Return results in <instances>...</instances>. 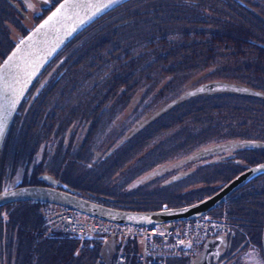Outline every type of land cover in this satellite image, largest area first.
Instances as JSON below:
<instances>
[{
    "label": "rangeland",
    "instance_id": "rangeland-1",
    "mask_svg": "<svg viewBox=\"0 0 264 264\" xmlns=\"http://www.w3.org/2000/svg\"><path fill=\"white\" fill-rule=\"evenodd\" d=\"M43 1L33 0V3L24 8L22 12L20 8L9 7L12 6L11 3L0 0V32L2 28L7 26V29L10 30L9 35L14 36L15 33L12 31L10 25L4 24H8L7 21L12 24L19 23L20 26L23 25L27 28L20 36L21 39L60 0ZM210 1L214 6H218L215 2L218 0ZM221 1L225 3L227 0ZM233 1L239 4L238 9L240 12L238 14H241V16H237L239 20L241 18L243 21L239 24L236 22L238 19L231 18L230 23L239 26V32H242L240 29L243 28L257 29L261 30V33H264V0ZM6 2L9 6L5 5ZM189 2L190 0H168V2L164 1L157 5H151L153 8L152 11H149L148 7L140 8L136 11L129 12V14L122 18L118 17V13L115 12L110 15L108 25L103 23V27H93L88 32L84 30L76 36L54 58L49 66L50 68L55 60L57 62L64 55L67 57L69 55L66 62L67 87L63 95L60 94L57 96V99L60 100L59 102L62 101V107L73 106L75 104L77 106L81 101L85 103L89 96L98 95L105 97L110 90L109 88L115 85L113 90H115L116 99L120 101L125 99L128 102V106L123 108L121 110L123 112L120 111L121 113L119 112V115H123L124 112L126 115V112L130 110L128 126L134 127L144 119H148L152 113H158L170 101L178 98L184 92L208 81H222L252 87L251 89L258 91V94L250 95L249 97H260H255L254 100H250L234 95H231L232 97L227 94L219 95L223 98L218 100L212 98L206 104L204 116L202 117L205 121L195 124L191 118L184 117V115L177 116V120L175 119L172 125L164 128L161 132L153 135L148 134L138 142L128 140L123 146L116 147L115 153L112 151L113 143L105 154L103 152L104 149L98 147H102L112 140V136L109 135V129L112 127L117 128L118 126L111 125L120 118L116 116L112 120V118L99 119L98 117H89L90 119L88 120L90 121L83 119L84 125L81 131L77 130V134H80L76 137L77 145L81 148L82 155L86 156L88 149L91 153H94V150H98L99 155H105V159L102 162H97V157L92 158V160L90 158L87 159L90 163L97 164L96 168H91L94 170L82 167V171H78L72 167V170L65 172L64 178L57 176L63 183L69 185L66 186L67 188H79L81 197L86 199L97 197L100 201H107L110 196L116 198L120 193L121 195H125L131 189V186L136 185V183H142L140 190L144 188L148 194H151V192H153L151 195L155 192L159 194L155 196L150 195L147 199L146 195L142 194V197H137L136 200L146 201L149 198L159 200L158 197H164L166 201L161 207L166 206V208H172L187 202H196L210 196L225 186L228 181L220 183L224 180L220 176L221 170L213 169L212 166L220 165L221 163L243 165L252 163L251 161L255 156L264 158V71H261L264 69V62H260L261 68L259 69L263 82L261 86L254 85L252 79L248 78L254 72L250 73L243 66H238L239 63L237 61H229L227 57L223 56L224 53L218 52L216 44L211 45V43H206L204 47L210 53V56H208V52L204 48L199 46H193L186 50L178 49L170 61L172 65H176V69L179 68L178 72L176 69L172 71L173 69L164 68L166 66L160 64H156V67H152L147 71L137 70V72H140L138 74L143 76V78H136L138 80L137 84H133L131 79L137 72L131 73L124 66L125 64L121 65L128 55L136 51H139V55L143 53L146 56L154 51L159 43L162 45L163 42H175L180 38L181 42L184 39H190L189 35L183 36L182 34L181 37L176 38V33H179L180 28H182V22L176 19H166V17L171 15V9L180 11L178 8L171 7L172 4L184 7V4L187 5ZM258 3L260 6L257 5ZM224 7V5L223 7L220 6L219 11H222ZM42 8L44 11H41ZM201 9H205V13L209 12L208 7ZM217 15L219 16L218 19L229 21V18L226 16ZM255 15L259 22L253 21V16ZM248 17L251 18L249 19ZM202 18V14L198 15V19L195 20L194 18V20H190L188 26L194 27L203 24L204 21ZM158 25L168 26L165 29L168 34L164 36L159 35L158 31H160V26ZM156 28L157 34H153L150 37L154 45L146 46L148 38L145 33L148 30L154 31ZM103 36L106 38H102ZM258 37V35H255L250 40L244 37L241 42L247 41V44L242 49L250 57L264 61V41H262L264 38ZM256 40L260 42H256ZM0 41H4V46L7 43L1 33ZM125 50H128V55H126ZM77 52L88 54L87 56L89 58L91 56L93 57L91 60H88L86 59L87 56L82 55V58L79 59L76 58V55H79ZM105 53L107 56L104 55ZM61 54L62 56H60ZM145 56L142 58L136 56L135 63L137 66L141 63L146 64L147 59ZM242 57L245 58L246 56ZM252 58L248 59V65L254 63L255 60H252ZM81 64L84 68L79 67ZM88 72L90 74H87ZM116 77L120 79L118 85L112 84V78ZM103 80H106L107 83H102ZM38 82L33 85L32 89H36ZM142 87H145L147 90L144 94L141 90ZM128 88L129 98L127 97ZM141 93L144 95V100L141 99ZM167 93L176 94V97L164 102L162 100H165L164 96ZM217 93L222 92H204L200 94L211 95ZM113 97L114 95L111 97V100L114 99ZM149 98H152L153 101H149ZM138 100H141V102L138 103ZM181 100L177 99L176 102ZM53 108L54 105L52 104L51 109ZM78 113L76 112V115ZM90 114L88 113V115ZM131 116H135L139 120L134 121ZM168 119L169 117L165 118L166 121ZM38 125L39 123H35L31 127V130L23 132L24 134L20 133L19 130H15V127L12 137L15 136V139L21 142V138L25 137L22 135H29L30 131L35 136ZM120 125H123V122ZM87 128L90 129L87 130ZM129 131L127 130L126 135H128ZM126 135L123 134L122 137ZM188 138L191 141L188 144H183L188 141ZM119 140L117 139L116 141ZM9 148H11V141L9 142ZM189 149L190 151L186 153L187 151L185 150ZM205 152L208 154L199 156ZM219 153L224 154L219 157ZM96 154L95 152V156ZM209 155L211 157L208 159L200 160ZM6 158H9V153L6 154ZM83 158L85 159L86 157ZM19 160H21L20 164L16 168L14 167L13 170H8V164L4 165L1 178H5L7 181L3 185V190L16 185H26L19 180L21 179L19 170L22 167V157L14 159L13 166L15 162L17 165ZM259 163H264V161H259ZM82 164L86 167V162L82 161ZM241 167H238V170H235L233 175L236 176L242 173L240 171ZM26 169L27 167L24 168V172H26ZM171 169L173 173H170ZM25 174L26 176H30L29 171ZM76 175H79L81 179L76 181ZM120 175L123 177L117 180V182H114V177L117 179ZM158 177H161L159 178L160 180ZM180 179L185 180L178 183ZM28 180H30V177ZM76 182H79L78 184H81V186ZM11 183L12 185L9 186ZM125 183L126 185L124 186L123 184ZM169 184L171 185L168 186ZM116 185L118 186L117 188H115ZM246 189L248 190L246 191ZM251 189L249 185L240 186L229 195L234 194L232 197L237 198H234V200L236 201L235 203H239L240 207L250 208L254 204L253 198H263L261 193L253 192ZM208 191L212 192L208 194ZM235 203L229 201L223 205L224 208L222 209L234 208L237 206ZM153 206H155L153 203L140 204L139 209L143 208L146 210L132 211H147ZM39 207L23 202H10L0 206L3 210L1 212L0 224V264H114V256L117 252L116 249L112 250L111 240L101 247L95 246L97 243L90 247V244L82 243L83 245H81L76 241H70L72 245H67L69 241L63 237L45 238L47 236L49 237V235L45 233V230H39L40 228L35 224L37 211L40 214ZM260 208L264 210V206H260ZM211 215L221 217L223 212L216 210ZM19 216L24 219H29V217L31 219L29 224L25 223L26 227L23 232V238L22 236L18 237L17 229L11 230L15 226V219L19 218ZM20 227L23 228V225ZM187 261L188 259H167L166 264H193L194 260L191 262Z\"/></svg>",
    "mask_w": 264,
    "mask_h": 264
},
{
    "label": "flooded vegetation",
    "instance_id": "flooded-vegetation-1",
    "mask_svg": "<svg viewBox=\"0 0 264 264\" xmlns=\"http://www.w3.org/2000/svg\"><path fill=\"white\" fill-rule=\"evenodd\" d=\"M5 1L11 3L12 5L9 6L6 2V6L20 8L22 12L24 8L33 3V0ZM40 1L44 2L43 0ZM41 11H44V9L42 8ZM7 23L8 24L4 25H10L15 35H9L10 30L7 29V26L1 29L0 33L6 39L7 43L4 46V41H0V62L4 59L10 49L18 42L22 33L27 29L23 25L20 26L19 23L12 24L9 21H7ZM17 27L19 28L17 29ZM64 49H62V51ZM62 51H60L57 55H59ZM60 56H62V54ZM64 56L57 62H55V60V63L53 62L52 66L49 68L51 62L55 58L54 57L48 63L49 65L42 70L33 82L31 88H29L26 92L12 118L11 124L6 132L4 142L0 147V191L3 190V185H5L7 181V179L1 178L3 175L2 170L4 169V165L8 164V170H13L14 167L16 168L21 162V160H19L18 164L16 165L15 162V165L13 166L14 159H17L18 157H22V167L19 170V174L21 175V179L19 180L22 183L50 186L51 183L47 180L38 179V175L47 174L54 179L55 187L59 189L67 188L66 186H69L63 183V181L58 177L61 176L64 178L65 172L72 170V167L76 168L78 171H82V167L88 169L96 168L97 164L90 163L87 159L90 158L92 160V158L97 157V162H102L105 159V155L101 156L99 155L98 150H94L97 153L95 156V152L91 153L88 149L87 155L83 156L81 148L77 145L76 137L80 134H77V130H82L84 125L83 119L85 121H90L88 120L90 119L89 117H98L99 119L112 118V120L116 116L120 118L113 125H111H116L118 127H112L109 129V135L112 136V140L104 146L98 147L100 149H104V154L110 149V145L112 143L113 149H111L115 153L116 147H121V143L125 144L126 139L128 140V137L132 133L131 127L128 126V116L130 110L126 112V115L125 112L123 115H119L123 112L121 110L128 106V102L125 99L122 101L112 99V101L107 102L102 100H91L86 110H82V101L81 103L79 102L80 104L77 106L75 104L73 106L62 107V101L59 102L60 100L57 99V96L60 94L63 95L67 87L66 62L69 55L68 57ZM37 81L39 82L36 84V89H32L33 85ZM246 88L251 89L250 87ZM251 90L256 91L254 89ZM256 92L258 94V91ZM32 96H34L33 99ZM127 97L129 98V91ZM52 104L54 105L53 109H51ZM19 108L20 110H18ZM76 112L79 113L76 115ZM88 113L91 114L88 115ZM153 114L154 113H152L150 117ZM148 119L141 121L139 123L140 127L148 123ZM121 122H123V125H120ZM35 123H39L36 135L37 137H42L41 140H36V135L33 136L32 131H30L29 135H22L25 137L21 138V142H18L15 139V136L12 137L15 127V130H19L20 133H23L31 130V127L34 126ZM88 129L90 128H87V130ZM67 130L69 131L67 132ZM127 130H130L128 135H126ZM123 134L126 136L122 137ZM117 139L120 140L116 141ZM10 141L11 148H9ZM35 149H37V151ZM7 153H9V158H6ZM223 154L224 153H219L218 156L220 157ZM83 157L86 158L84 159ZM209 157H211V155L202 160H206ZM82 161L86 162V167L83 166ZM57 162L59 163L57 164ZM262 166H264V163L259 162L243 165L221 163L220 165L212 166L213 169H217L219 171L221 170L220 176H222L224 180L220 183L227 182L234 178L235 175H233V172L238 170V167H241L240 171L242 173L251 169L253 172L241 186L249 185L253 192L261 193L263 198H253L254 204L251 205L252 207L243 208L239 206V203H235V197H232L234 195L233 194L226 197L220 205H218V207H215L214 211L219 210L223 212L222 217H224L226 224V232L224 235L211 240L214 244H212L211 249L208 251V264H264L261 236L264 227V210L260 208V206H264V169H261ZM26 167V172L29 171L30 176H26V172H24V168ZM14 171L16 172V170ZM170 173H173L172 169ZM29 177L30 180H28ZM159 178L161 177H158V179ZM80 179L79 175L75 176L76 181ZM184 180L185 179H180L178 183H181ZM11 185L12 183L9 186ZM78 185L81 186V184ZM141 185L142 183H136V185L131 186V188H138ZM170 185L171 184L168 186ZM71 189L75 193L80 194V191L78 190L79 188L71 187ZM247 190L248 189H246V191ZM229 201L234 202L237 206L231 209L223 210V205ZM2 211V208H0V224Z\"/></svg>",
    "mask_w": 264,
    "mask_h": 264
},
{
    "label": "water",
    "instance_id": "water-1",
    "mask_svg": "<svg viewBox=\"0 0 264 264\" xmlns=\"http://www.w3.org/2000/svg\"><path fill=\"white\" fill-rule=\"evenodd\" d=\"M126 0H75L77 6L66 9L52 25L36 33V29L51 16L65 0H60L37 22L7 53L0 62V118L4 123V134L19 106L22 98L29 90L38 75L46 65L62 50V48L79 32L86 28L94 20L113 9ZM107 5V6H105ZM32 37L27 45H20L22 39ZM18 55L11 62L8 69H3L4 62L8 60L17 49ZM216 91H232L243 94L257 95L256 91L239 84L212 81L200 84L180 95L178 98L154 113L148 120L157 116L163 110L173 105L177 99H184L199 93H211ZM142 125V124H141ZM140 127V124L137 128ZM4 134L0 136V147ZM264 169V166L261 167ZM253 171L247 170L231 180L225 186L218 189L208 197L196 202L172 208H161L151 211H132L113 208L103 205L73 193L70 188H55L53 178L47 174L38 175L39 180H47L52 186L22 185L13 186L0 191V205L10 202L32 201L48 202L65 206L82 214L92 215L104 220L116 223H130L134 225H153L166 221L194 218L205 214L221 201H223L235 189L240 187ZM113 238L111 242L113 243ZM213 241L204 244L198 257L199 264H208V251ZM262 248L264 254V227L262 232Z\"/></svg>",
    "mask_w": 264,
    "mask_h": 264
},
{
    "label": "trees",
    "instance_id": "trees-1",
    "mask_svg": "<svg viewBox=\"0 0 264 264\" xmlns=\"http://www.w3.org/2000/svg\"><path fill=\"white\" fill-rule=\"evenodd\" d=\"M168 2V0H129L126 1L125 3L119 5L118 7L114 8L113 10L109 11L108 13H106L105 15L101 16L99 19H97L96 21H94L91 25H89L88 27H86L84 30H86V32H88L90 29H92L93 27H97V26H102L103 23H105L106 25H108V19L110 17L111 14L113 13H118V17H123L126 16L127 14H129V12H133L136 11L137 9L140 8H145L148 7L149 11H152V6L151 5H157L160 4L161 2ZM173 1V0H171ZM220 3H219V2ZM215 1L216 4H218V6H214L213 3L210 0H190L189 4H184V7L182 6H176L174 4L171 5V7H175L180 9V11L176 10V9H171L172 13L171 15H169V17H166V19H170V20H178L182 22V28H180V32L176 33L177 37L179 38L181 37V34L183 36H187L189 35L190 39H184L182 42L180 41V39H178V41H169V42H163L162 45H160V43L158 44V46L156 47V49L152 52H150V54H147L146 56L141 53L139 55V51H136L135 53H131V55H128V50L126 51V55H128V57H126V59H124V62L121 64H125L124 66L128 69L129 72L131 73H136L137 70H144L147 71L152 67H156V64H160L162 66H166L164 68L170 69L172 71H175L174 69H176V65H172L170 63L171 58L173 56V54L178 50V49H189L190 47L193 46H199L201 48H204L206 43H211V45H215L218 48V52H222L224 53L223 56L227 57V59L229 61H237L239 64L238 66H243L244 69L248 70L250 73L254 72V76L253 75H249L248 78L252 79V83L254 85H262V74L260 72V68H261V64L260 62H264L261 61V59H255V57H250V55H247L243 52L242 47L246 46V42H241V40L244 39V37H247L248 40L252 39V37H254L255 35H258L259 37L264 38V33H261V30H252V29H240L239 32V26L237 25H233L232 23H230L231 18H235L238 19L239 16H241V14H238L240 12V10L238 9V5L236 2H234L233 0H227L225 3H223L221 0ZM225 6L222 11L220 9V6L223 7V5ZM259 5V3L257 4ZM260 6V5H259ZM209 8V12L205 13V9H201V8ZM202 14V20L204 21L203 24L199 25V26H188L190 24V20H195L198 19V15ZM222 15V16H226L227 18H229V21L227 20H223V19H218L219 16L217 15ZM121 15V16H119ZM196 16V17H195ZM249 19L251 17H248ZM253 21L254 22H259L256 15L253 16ZM259 19L261 20V18L259 17ZM112 21V19H110ZM243 20L240 18V20L238 19L239 24H241L240 22H242ZM160 26V25H158ZM168 26H160V31H158L159 35H166L168 34L165 29ZM158 28V27H157ZM157 28L154 31H150L148 30L146 34L147 38H148V43L146 44V46H153L154 42L152 41V39H150V37L153 36V34H157ZM237 29V30H236ZM83 30V31H84ZM82 31V32H83ZM81 32V33H82ZM80 34V33H79ZM78 34V35H79ZM76 35V36H78ZM172 35V34H171ZM237 35V36H236ZM76 36L68 43L70 44L75 38ZM236 36V37H235ZM258 37V38H259ZM101 38V37H98ZM102 38H106V37H102ZM145 38V37H143ZM256 39V38H254ZM264 41V39L262 40ZM256 42H260L258 40H256ZM224 44V45H222ZM241 45V47H240ZM66 48V47H64ZM63 48V49H64ZM204 50H206L204 48ZM245 50V47H244ZM206 52H208L206 50ZM79 55H76V58L81 59L82 55L87 56L88 54H81L80 52ZM106 55V53L104 54ZM107 56V55H106ZM136 56H139L140 58H142L143 56L146 57V64L145 63H141L140 65H136L135 63V58H137ZM208 56H210V53L208 52ZM215 56V54H214ZM242 56H246L245 58H243ZM93 56H91L89 58V56H87L86 59L91 60ZM252 58V60L254 59V63L253 64H249L248 59ZM68 60V59H67ZM126 61V62H125ZM165 64H169V65H165ZM77 66V65H76ZM79 67L84 68V66L81 64ZM79 69V68H78ZM177 68V72H178ZM223 70V68H222ZM216 71V70H215ZM214 71V73H215ZM261 71H264V69H262ZM139 71L137 72L136 75H132L133 77L132 79V83L133 84H137V79L136 78H143V76ZM87 74H90V72H88ZM124 80V79H122ZM264 81V80H263ZM107 83L106 80H103L102 83ZM120 79L119 78H112V84H119ZM116 85V86H117ZM139 86V85H138ZM136 86V87H138ZM97 87V86H96ZM115 88V85H112L109 89V91L107 92L105 97H101L98 95H94V96H89L87 97L85 103L82 102V110H86L88 108V105L90 104L91 100H102V101H112L111 97L114 95V99H116V93L115 90H113ZM139 88V87H138ZM252 88V87H251ZM135 89V88H133ZM142 93H146V88L142 87ZM129 91V88H128ZM222 93H217V94H211V95H203V94H199V95H195V96H191L185 99H182L181 101L176 102L175 104L171 105V107H169L167 110H165L162 113H159V115L153 117L152 119L149 120L148 123H146L144 126L138 127L139 125H135L133 128L131 127V131H133L131 133V135L128 137V140H132V141H140L142 140L146 135L148 134H157L159 132H161L164 128L168 127L169 125H172V123L174 122V120H177V116H181L184 115V117L186 116L187 118H191L192 122L195 124H198L202 121H205L202 117L204 116V109H206V104L208 103V101L212 98L218 100L221 99L223 97H221L223 94H227L228 96L232 97L231 95H234L236 97H240V98H246V99H250V100H254L255 97H260V96H255V97H249L250 95H245L244 94H239V93H228L225 91H221ZM140 94L141 99L144 100V95ZM176 94L173 95V93H167L166 96H164L165 100L162 101H169L173 98H175ZM221 95V96H219ZM160 96V95H159ZM93 97V98H92ZM146 99V98H145ZM118 100V99H116ZM149 101H153L152 98H149ZM141 100H138V103H140ZM154 105V104H151ZM132 119L134 121L139 120L138 118H135V116H131ZM169 117V119L166 121L165 118ZM172 118V120H171ZM202 118V120H201ZM166 123V124H164ZM190 125V124H188ZM136 128V129H135ZM133 129V130H132ZM42 137H37L36 135V140H41ZM126 139L125 142L128 141ZM184 140H186L184 138ZM191 141V140H190ZM188 141L186 143L183 144H188ZM124 143H121L120 146H122ZM37 151V149H35ZM187 151L186 153H188L190 151L189 150H185ZM204 154H208L207 152L199 155V156H204ZM210 156V155H209ZM207 157H203L202 159H205ZM259 161H264V158H260L255 156L253 158V160L251 161L252 163L255 162H259ZM123 176H119L117 179L116 177H114L113 181L117 182V180H119L120 178H122ZM27 184V183H24ZM117 184V183H116ZM118 185V184H117ZM115 186V188H117L118 186ZM124 186L126 185L123 184ZM212 191H214L213 189H211ZM212 191H208V194H210V192ZM140 192V193H139ZM145 189H141L140 187H132L131 189H129V191H127V194L125 195H121V193L119 195L116 196V198H114V196H110L108 198L107 201H100L97 197L94 198H89V200L94 201V202H98L113 208H120V209H125V210H146V209H139L140 208V204H149V203H153L155 204V206L151 207L149 210H156L161 208L162 204H164V202L166 201V198L162 197H158V199L156 198H149L148 200L144 201V200H136L137 197H142L143 195H146V199L148 198V196H150L153 192H151V194H144ZM159 194L158 192H155L153 195L151 196H155ZM25 204H34V206H40L39 202H32V201H21ZM184 203L182 205L188 204ZM179 205V206H182ZM218 207V206H217ZM36 208V207H35ZM138 208V209H136ZM211 212V211H210ZM2 217V216H1ZM12 219V218H11ZM35 224H37L36 226H38L40 229L39 230H43V225L40 221V216H39V212L37 211V214L35 216ZM15 226L11 228V230H15L17 229V234L19 235L18 237L22 238L23 236V232L25 230V223L29 224L31 221L30 217L29 219H24L23 217L19 216V218L15 219ZM23 225V228L20 227ZM19 229V231H18ZM19 232V233H18ZM11 233V231H10ZM47 235H49V237H45V238H56V237H63L64 239H67L69 241V243L67 245H72L71 242H74L72 239H70L69 237H67L66 235H62L60 233H54L51 231L45 232ZM71 241V242H70ZM91 243V242H89ZM94 246L93 244H90V247ZM97 246V245H95ZM98 247V246H97ZM76 249V247H75ZM75 249H73L75 251ZM78 249H80L78 247ZM103 251V250H102ZM135 246H132L131 248H128V253H127V258L126 261L124 262V264H134V253H135Z\"/></svg>",
    "mask_w": 264,
    "mask_h": 264
},
{
    "label": "built area",
    "instance_id": "built-area-1",
    "mask_svg": "<svg viewBox=\"0 0 264 264\" xmlns=\"http://www.w3.org/2000/svg\"><path fill=\"white\" fill-rule=\"evenodd\" d=\"M41 215L48 229L59 230L76 239L110 235L137 238L141 246L136 255L137 264H165L168 258L191 257L197 253L207 237L225 231V223L210 218L167 222L161 227H139L80 215L55 205L44 206ZM189 244L191 247L187 246ZM122 252L118 255V261L123 259Z\"/></svg>",
    "mask_w": 264,
    "mask_h": 264
},
{
    "label": "snow or ice",
    "instance_id": "snow-or-ice-1",
    "mask_svg": "<svg viewBox=\"0 0 264 264\" xmlns=\"http://www.w3.org/2000/svg\"><path fill=\"white\" fill-rule=\"evenodd\" d=\"M77 4L75 2V0H65V2L63 4L60 5L59 8L56 9V11L48 17L47 20H45L42 24L39 25V27L36 29V33H39L42 29L50 26L53 24L54 21L57 20L58 17L61 16V14L68 8H74L76 7ZM107 6V5H105ZM32 40V37H28L26 40L25 39H22L20 41V45H27L28 43H30ZM20 51V48L17 49V52H14L12 54V56H10L8 58V60H6L4 62V65L2 66L3 69H8L11 62L15 59V57L18 55ZM4 134V123H3V119L0 118V136H2ZM188 247H191V245H187Z\"/></svg>",
    "mask_w": 264,
    "mask_h": 264
}]
</instances>
